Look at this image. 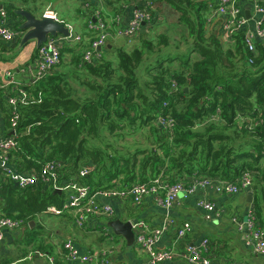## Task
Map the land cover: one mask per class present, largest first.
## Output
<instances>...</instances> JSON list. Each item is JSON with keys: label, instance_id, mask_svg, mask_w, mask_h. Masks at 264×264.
Segmentation results:
<instances>
[{"label": "trees", "instance_id": "trees-1", "mask_svg": "<svg viewBox=\"0 0 264 264\" xmlns=\"http://www.w3.org/2000/svg\"><path fill=\"white\" fill-rule=\"evenodd\" d=\"M148 1L153 16L160 3L178 14L175 26L186 37L185 52L166 54L171 45L167 34H159L156 41L143 32L139 44L128 49L112 41V48L106 45L100 58L87 62L83 53L90 41L79 44L81 50L62 49L60 63L65 52H72L71 68L58 69L59 63L40 81L22 87L27 98L17 105V146L8 159L13 172L0 165V216L28 223V248H18L17 258L8 263L36 250L54 254L44 237L41 214L75 224L68 211L47 212L50 206L63 205V192L42 181L22 187L13 177L14 172L39 173L49 160L61 163L59 179L93 190L149 183L159 176L168 184L205 176L236 181L250 171L253 208L264 228V40L258 39L250 51L240 29L234 42L227 43L221 32L223 17L209 19L218 0ZM4 8L9 16L22 17L13 3ZM94 13L86 12L87 23ZM141 65L143 77L138 75ZM5 97L0 90V108L10 128L13 107ZM161 115L173 118V126H162ZM143 129L149 131L145 146L124 144L126 136ZM86 167L90 171L82 175ZM61 263L67 264L57 256L54 264Z\"/></svg>", "mask_w": 264, "mask_h": 264}, {"label": "built area", "instance_id": "built-area-1", "mask_svg": "<svg viewBox=\"0 0 264 264\" xmlns=\"http://www.w3.org/2000/svg\"><path fill=\"white\" fill-rule=\"evenodd\" d=\"M251 17L248 18L245 9L241 5V0H218L216 8L212 9L209 19L223 17L221 32L227 43H233V35L240 29L245 31V42L250 51L255 50V42L258 39L264 40V0H250ZM151 2L146 0L133 11V16L128 25H122L121 17L116 16L113 20L107 21L101 13H96L94 20L89 22L88 29L92 33L89 48H87L83 57L87 62L93 61L95 58L102 56V49L107 45L108 39L114 35L124 37L129 40L138 38L141 33L146 32L152 27L155 21L150 11ZM45 16L57 20L56 14L52 10H48ZM112 25H115L112 30ZM71 31V28H70ZM19 36V32L12 27L7 10L0 7V45L14 41ZM79 37L58 35L49 36L47 41L37 48L36 56L32 64L29 65L30 73L29 83H36L49 75L54 68L61 62L62 49L67 42ZM9 83H16L15 73L11 69L0 72ZM27 98V91L22 87L17 94H10L8 101L13 107L14 116L11 119L10 130L15 131L13 135L0 134V164L8 172L10 165L8 163L9 155L17 146L16 128L19 118L17 113V105L20 101ZM167 104V103H165ZM159 123L166 128H170L174 124V119L168 116H159ZM61 163L57 160L46 161L39 173L36 171L22 172L21 174L13 173V177L22 187L36 184L39 181L44 182L47 186L59 190L65 194V201L61 207L50 206L47 212L53 214H62L70 212L74 217L75 225L82 228L87 226L97 227L95 224L99 219L104 222L102 228L104 234L114 240L111 234V227L108 222L117 217L115 207L110 203L102 202L104 198H120L131 199V201L140 205L147 195L154 197L157 205L170 210L179 200L180 194L191 195L199 188H205L214 185L216 190L225 194H236L243 189H249L253 185L254 173L246 171L236 181L222 180L211 177H197L191 180H180L172 184L165 183L159 176L148 182H135L128 187H112L105 189L93 190L88 185H83L75 181H63L59 179V171ZM90 171L84 168L81 172L86 175ZM201 205L208 211H213L215 205L211 201L202 202ZM106 219L108 222L106 223ZM122 219V218H121ZM124 220V219H123ZM130 220L132 229L135 234V242L148 255L147 264H166L167 261L173 260L178 255L187 259L191 264H212V253L209 238H203L198 244H190L179 253L172 248H159L158 242L165 230L169 228L172 220L169 216L160 226H152L146 219L136 217L126 219ZM125 221V220H124ZM238 229L247 232L248 243L254 251L260 255H264V228L257 219L254 208L248 210L245 219L234 217ZM23 219L10 216H0V240L5 236L7 230H15L26 226ZM107 224V225H106ZM191 230V224L185 222L178 231V237H183ZM65 250L64 258L69 264H110L109 252L110 248H102L93 251L83 252L75 241L69 237L63 243ZM34 256H48L50 263L54 262V257L47 255L45 252L36 250L29 255V259ZM226 264H238L229 260Z\"/></svg>", "mask_w": 264, "mask_h": 264}, {"label": "crops", "instance_id": "crops-1", "mask_svg": "<svg viewBox=\"0 0 264 264\" xmlns=\"http://www.w3.org/2000/svg\"><path fill=\"white\" fill-rule=\"evenodd\" d=\"M26 1L27 0H0V7L13 3L17 8L29 9L38 18L44 16L45 12L48 10L54 11L57 20L64 22L71 28V35L73 37H79V39L73 38L72 41L64 45L65 48L70 47L76 51L84 47L81 45L86 46L91 41L86 12L92 13V11L95 10V13L92 14L93 20L94 15L98 12L110 22L114 17L119 16L121 17L122 25H128L132 19L134 9L146 0H40L39 3L44 6L40 15L36 12V6L38 4L36 1H33L34 5H28L31 8L25 5L20 7L16 5L17 2L24 3ZM241 5L245 9V12L247 10L251 12L250 0H241ZM158 7L159 8H156L157 11L155 13L156 17L154 24L146 31V33H151V36H155L156 32L154 31L157 26L166 21V11L176 18L178 16L174 9L166 3H160ZM60 11H63L64 15L68 16L69 20L64 17ZM60 15L63 17L60 18ZM9 19L14 29H16L15 24L22 21V17L14 18L9 16ZM114 27L115 25H112L111 29L113 30ZM18 32L19 36L14 41L0 45V72L11 69L15 73L16 78V83H9L8 79L3 74L0 75V90L6 96L5 100L8 107L10 105L8 96L10 94H17L21 87L29 83L30 73L28 67L33 63V56L36 54L38 48L35 40H31L27 44L21 46V41L19 42V39L22 38L24 32L22 30H18ZM136 39H126L123 45L129 49L135 44H139V40ZM112 41L115 45L117 44L120 46V37L112 35L108 39L106 47L112 48ZM109 44H111V46H108ZM164 51L166 54L170 53L169 49H164ZM69 53L72 55V52ZM192 56L196 57L198 54L193 53ZM8 132L10 134L11 130L6 126L5 118L0 108V134L7 135ZM262 165L264 166V159L262 160ZM249 194H252V200L254 201L252 187L243 189L236 194H225L218 192L215 186L212 185L199 188L191 195L180 194L178 202L168 211L157 205L154 197L151 195H147L140 205L134 204L131 199L120 198H104L102 202L112 204L119 214V217L124 220L136 218L138 216L146 219L152 226L162 225L166 216H169L172 223L160 238L158 242L159 248H172L179 253L188 245L198 244L203 238H209L212 264H226L229 260L235 261L238 264H264V255H260L254 251L252 246L248 243L247 232L238 229L236 223L233 221L234 217L245 219L248 210L253 208L254 202L252 201V203H250L248 201ZM205 201L214 203L215 208L213 211H208L201 205V203ZM43 215L46 214H41L39 216L40 220L43 221L44 225L48 224V222H45ZM53 220L59 223V225L62 223L70 224L60 221L56 216ZM185 222L191 224V230H189L185 236L178 237L179 228ZM103 223L102 219H99L95 222L96 225L99 224L97 227L88 226L82 229L71 223L72 228L77 230L81 236L78 234H68L65 239L71 237L83 252L110 248V264H147L148 255L146 252L139 248L136 242H134L133 245H128L123 236H120V239L114 237L113 243L110 242V245H106V235H99L98 240L100 241V245L93 246V237L91 233L95 232L97 228H102ZM32 224L34 225V223ZM33 225H31V227ZM27 231V226H22L21 228L7 230L5 232L4 238L0 240V264H34V260L38 256H34L33 259L23 258L16 259L11 263L7 262L11 257L14 259L17 258L18 248H24V246H26L24 234ZM47 231H49V228H47ZM136 246L137 248H135ZM53 247L54 254L44 252L49 256H53L54 262L50 263L48 256H43L38 257L43 260V263L40 264H54L56 263L57 256L61 262H67L64 258L65 251L63 243L56 247L53 244ZM67 264L69 263L67 262ZM166 264L191 263L178 255L173 260L167 261Z\"/></svg>", "mask_w": 264, "mask_h": 264}, {"label": "rangeland", "instance_id": "rangeland-1", "mask_svg": "<svg viewBox=\"0 0 264 264\" xmlns=\"http://www.w3.org/2000/svg\"><path fill=\"white\" fill-rule=\"evenodd\" d=\"M33 1H36L38 3L37 6H36V12H37L38 15H40L41 11L44 9V6H42L39 3L40 0H27L24 3L17 2L16 5L18 7L25 5L26 7L31 8L28 5H34ZM17 9H20V8H17ZM60 13L69 20L68 16L64 15L63 11H60ZM166 14H167L166 21L163 24L157 26V28L154 31V32H156L154 37L156 38V41H157L158 40L157 37L159 36V34H162V33L163 34H167L168 37L170 38V42H171L170 47L167 48V49L170 50V53H173V54H175V53H178V54L179 53H183V52H185L186 44H187V41L185 40L186 37L183 36L180 27L179 26H175V24H176L175 22H176L177 18L172 16V14H169L167 11H166ZM62 15H60V18L63 17ZM148 35H151V33H148ZM136 40H138V39H136ZM125 41H126V38L120 37L119 45L125 44ZM72 58H73V55H70L69 52H65L63 54V59H62L63 61L58 66L59 68L58 67L57 68L58 69L71 68L72 67ZM144 71H145L144 70V65H141L139 67V69H138V75L140 77H143L144 76ZM82 73L84 74V71ZM68 78H69L70 83H72L79 91L83 90V88H81L75 82V79L72 76H68ZM146 132H149L148 129H143V130L139 131L138 133H136L135 135L126 136V140L127 141L124 142V144H127V145L129 144V145H131V147L145 146L147 144V141L145 139ZM54 217H55L54 215H49L47 213H46V215H43V218H44L45 222H48V224H45V227L49 228V231L44 233V237L46 238L47 241H49L52 244H54L55 247L56 246H60L63 243L64 239L66 238V235H68V234H72V235L73 234H78V235H80V233L77 230H74L72 228V226H71L72 224L71 223L70 224H63L62 223V224L59 225V223H57L56 221L53 220ZM107 222H108V219H106V223ZM78 228H80V227H78ZM104 233L105 232H104L103 228H101V227L97 228V230L95 232L91 233V236L93 237L92 238V245L93 246L100 245V243H99L100 241L98 240V237H99V235H104ZM111 234L115 238H119L120 239V236L116 235L113 232V230H111ZM82 235H84V234H82ZM110 242L113 243V241L110 240V238L108 236H106V245L107 244L110 245L111 244ZM137 246L139 247L138 244H137ZM137 246L135 248H137Z\"/></svg>", "mask_w": 264, "mask_h": 264}, {"label": "water", "instance_id": "water-1", "mask_svg": "<svg viewBox=\"0 0 264 264\" xmlns=\"http://www.w3.org/2000/svg\"><path fill=\"white\" fill-rule=\"evenodd\" d=\"M1 7H3V5ZM15 12L22 16V21L19 24V28L24 32L20 42L21 46L27 44L31 40H35L37 46L40 47L47 41L49 36H69L71 34L70 27L68 25L54 18L45 15L38 18L26 8L15 9ZM246 14L248 18L251 17V12L249 10L246 11ZM108 46H111V44ZM185 90L188 91V88H185ZM13 134H15V131L10 132V135ZM248 201L252 203V194L248 195ZM108 225L116 235L123 236L128 245L134 244L135 234L130 220L124 221L121 218H115L110 220ZM40 263H43V260L37 257L34 260V264Z\"/></svg>", "mask_w": 264, "mask_h": 264}]
</instances>
